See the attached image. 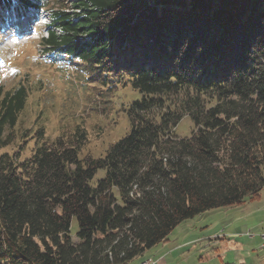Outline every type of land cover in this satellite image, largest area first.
Masks as SVG:
<instances>
[{"label": "trees", "instance_id": "obj_1", "mask_svg": "<svg viewBox=\"0 0 264 264\" xmlns=\"http://www.w3.org/2000/svg\"><path fill=\"white\" fill-rule=\"evenodd\" d=\"M20 1L50 11L40 44L55 62L78 61L88 82L141 100L125 138L80 158L79 127L18 134L32 86L0 84V152L21 141L0 155V264H129L183 221L259 197L264 0ZM187 115L195 131L181 139Z\"/></svg>", "mask_w": 264, "mask_h": 264}, {"label": "rangeland", "instance_id": "obj_2", "mask_svg": "<svg viewBox=\"0 0 264 264\" xmlns=\"http://www.w3.org/2000/svg\"><path fill=\"white\" fill-rule=\"evenodd\" d=\"M30 12L24 21L30 23L25 26L29 32L36 24L40 25L36 28L37 35L13 51L3 48V40L0 42V60L6 71L0 84L10 88L24 78L32 86L17 127L18 134L26 132L32 136L43 127L46 137L54 140L79 127L88 137L80 158L105 156L112 145L129 134L128 109L134 101L141 100V95L130 88L114 93L104 91L87 81L78 61L69 63V58H62V62H55L40 44L47 32L44 23H50L51 13L48 8ZM34 16L41 18V22L35 21ZM194 131L195 124L189 115L174 129L175 136L181 139L191 138ZM20 142L0 155L17 151ZM33 144L31 140L26 155H30ZM105 173V170L98 171L94 183L103 179ZM78 231V222L73 220L74 240ZM144 256L150 260L149 264L163 256L166 264H264V190L257 199L247 200L243 205L210 210L183 221L167 242L146 251ZM138 260L131 264H138Z\"/></svg>", "mask_w": 264, "mask_h": 264}, {"label": "crops", "instance_id": "obj_3", "mask_svg": "<svg viewBox=\"0 0 264 264\" xmlns=\"http://www.w3.org/2000/svg\"><path fill=\"white\" fill-rule=\"evenodd\" d=\"M165 242H167V241H165ZM164 245H165V244H164ZM145 253H146V252H145ZM145 253H144V254H145ZM144 254H143V255H144ZM143 255H141V256H139V257L136 258V259L139 258V260H138L139 263H138V264H144L145 262L150 261L149 259H146L145 256L143 257ZM166 257H167V256H166ZM134 260H135V259H134ZM134 260H133V261H134ZM165 260H166V259H165L164 256H163V257L158 258L157 261L152 260V263H151V264H166ZM133 261H132V262H133ZM132 262H130L129 264H131Z\"/></svg>", "mask_w": 264, "mask_h": 264}, {"label": "bare ground", "instance_id": "obj_4", "mask_svg": "<svg viewBox=\"0 0 264 264\" xmlns=\"http://www.w3.org/2000/svg\"><path fill=\"white\" fill-rule=\"evenodd\" d=\"M28 16H30V15H29V14H25V15H24L25 19H26V17H28ZM25 23H26V22H25ZM27 23L29 24L30 22H27ZM27 23H26V24H27ZM14 24H15L16 26H19V27L22 25V23H20L19 21H15Z\"/></svg>", "mask_w": 264, "mask_h": 264}, {"label": "built area", "instance_id": "obj_5", "mask_svg": "<svg viewBox=\"0 0 264 264\" xmlns=\"http://www.w3.org/2000/svg\"><path fill=\"white\" fill-rule=\"evenodd\" d=\"M146 264H149V261H148V262H146Z\"/></svg>", "mask_w": 264, "mask_h": 264}]
</instances>
